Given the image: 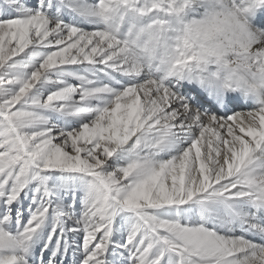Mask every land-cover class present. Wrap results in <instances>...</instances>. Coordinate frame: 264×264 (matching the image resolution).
<instances>
[{
  "label": "snow or ice",
  "instance_id": "snow-or-ice-1",
  "mask_svg": "<svg viewBox=\"0 0 264 264\" xmlns=\"http://www.w3.org/2000/svg\"><path fill=\"white\" fill-rule=\"evenodd\" d=\"M0 264H264V0H0Z\"/></svg>",
  "mask_w": 264,
  "mask_h": 264
}]
</instances>
